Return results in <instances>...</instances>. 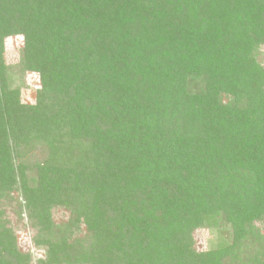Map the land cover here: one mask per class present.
<instances>
[{
	"label": "trees",
	"instance_id": "obj_1",
	"mask_svg": "<svg viewBox=\"0 0 264 264\" xmlns=\"http://www.w3.org/2000/svg\"><path fill=\"white\" fill-rule=\"evenodd\" d=\"M263 44L264 0H0V201L18 193L37 264H264ZM6 223L0 264H28Z\"/></svg>",
	"mask_w": 264,
	"mask_h": 264
},
{
	"label": "rangeland",
	"instance_id": "obj_2",
	"mask_svg": "<svg viewBox=\"0 0 264 264\" xmlns=\"http://www.w3.org/2000/svg\"><path fill=\"white\" fill-rule=\"evenodd\" d=\"M5 62L10 66L11 72L14 74L13 84L15 87H20L19 99L22 103L33 104L35 101L36 91L40 89V80L37 73L34 72H21L19 53L23 46L22 36H12L5 39ZM257 63H259L264 70V44L259 46L258 53L255 55ZM30 160H38L42 156V152L37 147L34 152L28 155ZM12 199L4 198L0 201V209L4 210V218L7 221L6 225L11 229L16 238V246L22 253L29 254L30 260L28 264H37V258H44L43 249L36 250L33 245V236L35 231L30 227V222L27 220L26 214L17 216L18 201L16 197L18 193L11 192ZM69 218V213L60 206H56L51 210V219L56 224L65 223ZM255 226L259 229L260 234L264 235V222L254 221ZM210 227L197 228L193 231L192 235L195 241L196 249L199 252L208 251L214 248L218 243L219 234ZM85 233L84 227H80V233L77 237H83ZM228 230L225 229L221 234L222 241L231 242L227 235ZM243 253L250 252L245 247L241 249ZM239 264V263H232Z\"/></svg>",
	"mask_w": 264,
	"mask_h": 264
}]
</instances>
